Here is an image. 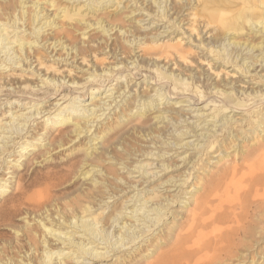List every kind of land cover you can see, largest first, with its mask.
I'll list each match as a JSON object with an SVG mask.
<instances>
[{"label": "bare ground", "instance_id": "bare-ground-1", "mask_svg": "<svg viewBox=\"0 0 264 264\" xmlns=\"http://www.w3.org/2000/svg\"><path fill=\"white\" fill-rule=\"evenodd\" d=\"M29 1L31 5H29ZM95 1L96 0H92V3L94 4ZM169 1V6L171 7L167 10V3ZM154 3H158V0H152L150 6L152 5V8L155 7V12H158L162 7L161 16L165 18L169 17L168 13L170 11H173V15L176 16L184 11H188L185 15L186 17L181 19L179 23L175 22V18L172 22H174L179 29L185 31L182 26L184 22L189 25L190 29L198 32L197 37L202 34L203 37L206 35L204 39L206 42H203L204 47L207 49L206 52L203 53L202 57H200V55L195 57L193 47L190 46L191 44L186 45L183 43V38L177 39V37H172L160 41V39L151 32L134 35L130 43L133 44L135 40H138L135 44H137L138 47L136 48L139 50L131 57H128L125 52L118 53L117 41L116 43L113 42V46H111L109 50L112 56H114V59L117 60V63L113 62L111 66L105 69L103 68L102 71L108 76L100 83L96 82V86H104L107 80H116L118 82L116 84L118 85L120 79L127 77L128 74H134L135 77L140 75L139 71H133V69H128V71L117 70L120 68L118 64L121 63L125 64L127 67L134 64L133 68L139 70L144 66L148 67L150 73L151 71L155 73L154 78L157 80L156 83L162 85L164 90L159 91L156 85L150 87L146 83L142 85L140 82V85L143 86L142 90H131L128 85L129 80H126L125 85L118 87V96L122 97V102L118 105L119 107L121 106V113L117 116V126L119 128L114 131L115 127H109L104 134L99 135L96 132L94 137L90 138V141L97 140L98 143L91 151L87 152V156H84L80 164L77 165V169L82 168L81 174L83 176L81 177V183L74 192H77L76 195L72 197L74 193L70 192L60 198L64 200V202H59V199L49 200L44 191H40L34 197H30L28 201H26V204L32 206V208H27L28 213H33L34 215L32 220H25V224L18 230L17 236L24 228V232L32 234V238L36 237L37 227L34 226V224L37 223L44 231L42 240L44 245L42 246V251L35 245L33 252H30V250L26 251L24 258L10 261L3 259L0 254V264H71V260L73 259L71 256L74 255V252L82 253L85 259H87V255L93 257L92 259H101L111 256L109 254L111 250L116 252L121 251V248L125 246L129 247L130 244L135 243L142 237V240H144L146 233L152 230L151 227L159 225L167 215V212H169V203L167 202L166 205H164L161 197L158 194H153V196L149 195L147 199H144L143 204H139V206L137 203L141 202L142 199H140V192L138 191L135 197V204L128 213L126 212L128 207H126L125 204L130 201L129 199L123 200L122 207L118 208L115 200L111 203L108 200L106 201V199L119 195V191L112 192L110 195L106 196V193L105 195L102 194L104 191L99 187V184H104L108 189L111 177H115V184L121 191H126L132 187L136 189L138 185H141L138 180L129 178V174L124 175V173L121 172V175L117 176L122 169H127L128 173H132V169H138L142 173H147L144 164H139V158L149 154L153 155L154 153H152V149L149 150V146H142L140 143H153L155 149H159L160 151L157 155L164 156L168 151L173 150L172 144H174L173 146L175 147H185V149L190 147L192 144L183 142V136L193 133L194 136L205 140L207 148L204 150V155L206 152H210L217 143V149L220 150L223 148L222 152L225 154L223 157L226 155L230 156L231 153L225 147L227 137H229L230 142L234 143L237 138L240 139L242 134L246 133V130H242L241 135L238 133L234 134V131H229V136L221 138L217 135L219 130L221 131L225 127L229 129L226 125L231 124L230 122L233 121V117L225 113L231 112V108H239L249 112L248 116H250V118L248 125H250L251 131H253L255 136H258L257 132L260 128V131L264 132V106L261 108V106L264 105V89L259 86L254 87L253 85L247 87L242 86L239 84L241 79H239V81L219 80V75L222 73L224 64H231L230 66L233 67L232 70L248 73L251 71V66L254 67L258 62L261 64L264 61V0H186L183 4H180L178 0H166V6L159 3L157 7L154 6ZM30 6L31 11H29ZM37 7L38 1L34 0H0V26L4 24L3 22L17 23V21H23L19 27H23L26 21H29L28 25L36 23L41 12L40 10L36 11ZM18 10L19 13L17 14ZM27 12L30 13V18L25 21L24 17L28 14ZM101 22L103 21H96V24H101ZM45 24L51 25V22H42L41 25L43 26ZM106 25L107 29L105 32L109 33L114 29L109 28L111 25ZM41 28V26L39 28L35 27L32 32L38 34ZM124 30V27L120 26L119 32ZM2 31H5V33L0 35V52L5 48V40L8 39L7 29H3ZM245 33L251 35L245 37ZM256 33L261 34V39L258 42L254 40L257 38ZM229 34L232 40H227ZM118 37L121 39L124 37L125 41L129 40L127 39L128 36L122 37L121 34H118ZM120 38H118V40H120ZM57 40L60 42V39H54L55 42ZM197 41L200 42L198 38ZM10 43H17V45H15V47H10L6 52V56L4 58L0 57V60H3V62L10 61L11 64L14 65L18 62L32 61L30 55H23L25 46L32 45L30 41L26 43L24 37L17 36L13 41H10ZM219 46H221V48H218ZM16 47L17 49H15ZM98 47L99 43L97 39L89 36L87 40L84 39L82 43L66 45L64 49H66L68 55L70 53L72 54L71 57L73 60L70 64L72 66L81 65L83 69L85 66H90V62L87 60V57H89L88 55H93L95 59ZM105 48L107 49L108 45L105 46ZM256 48L261 51L257 56H255L253 52ZM27 49L30 48L28 47ZM10 50H13V55L10 53ZM78 56H81L80 63L76 61ZM259 56H261V58H259ZM34 57H36V60L40 59L38 55H34ZM239 57H241L242 63H240L241 60H238ZM129 59H131V61ZM246 59H251L249 60L250 64L246 62ZM94 62H96V60H94ZM92 67L93 66L88 68L87 71H90L92 76L82 74L77 77H73L78 75H75L74 69L69 68L66 77L62 78L56 89V93H58L60 89L67 92L62 95L56 104L62 99L66 102L70 94L85 96L88 94L87 91L89 89L93 90L91 86H87V83L90 81H99L100 79H98V76L103 75L99 74V70H97L95 64L94 67L96 68L94 70H92ZM256 68L258 67H255V69ZM229 74L230 73L227 72L226 76ZM231 76L235 78L233 74H231ZM54 80L55 77H52L49 83H54ZM33 87L36 89L38 85L34 84ZM79 88H83V90L78 92L76 89ZM127 89L130 96L125 97L124 93ZM20 90L21 87L13 86L9 81L0 82L1 95L4 91H11V93L7 92V94H12L11 96L20 95L21 97L35 100L32 93L24 95ZM94 90H97V88ZM152 91H159L157 95H159L161 99H154V96H151ZM188 91H190L191 94L186 95ZM138 93L141 95V98H138ZM94 94L95 92H92V98ZM131 94H134L132 98ZM169 94L175 97L185 94V97L189 96V99L208 101L207 105L218 106L213 111V114H208L204 118L205 120L203 121H206V123L203 124V130L205 132L198 134L197 127L202 124V122H197L199 120L189 125L190 113L188 111L186 112L181 108L179 111L176 110L178 107H175V103H181L183 101H175L172 104L166 105L165 102L156 104V102L162 101V99L166 97L165 95L171 96ZM70 98L72 101V97H69V99ZM148 99L150 100L149 102ZM13 101L15 100L11 98L7 100V103L10 104L7 111H10L11 107H13ZM90 106L96 107L97 105L92 102ZM93 107L89 108L84 106L81 109L72 107L73 109L71 110L68 108L66 111H62L59 114V118L54 120L52 125L54 127H60L70 121H75L77 122V126L73 128V133H76V137L82 132L87 133L90 131L88 126L86 125L85 128L81 130L78 124L82 120L87 123L97 122L96 124H98V115L92 112L94 110ZM256 107H260V109H254ZM43 108L45 107L41 106L40 109L38 108L34 115L45 113L47 109ZM229 109L231 110L227 111ZM250 109L253 110L250 111ZM90 111L92 113L88 114L89 116L87 115L88 118L85 117L87 114L86 112ZM5 112V110L2 112L3 116ZM48 112H50V110H48ZM173 112L175 114H173ZM252 114L253 116L256 114L255 117L251 116ZM220 115H225L227 121L220 129L213 130L216 122H214L212 128H210L211 124L207 123V119L209 116L210 118H217L220 117ZM243 116L242 119L237 120L245 119L246 115ZM165 118L173 120V123H179L181 121L186 123V130H181L176 135L177 130L170 131L169 124L163 123V119ZM205 125L209 126L205 128ZM14 126V123L10 125L11 128ZM15 127L17 128V124ZM211 131L215 132L213 133ZM112 134H115V136L111 137ZM212 134H214V137L211 140ZM68 135L69 133H66L61 139L65 137L69 138ZM32 136L38 138L35 134H32ZM47 136L48 134L45 133V136L38 138V141L28 140V142L22 146L23 149L21 150V152L25 153H22L20 158L17 159L15 157L12 160L17 163L21 162L22 164L23 161H20V159L23 156L29 157L34 153V151L31 150L39 147L43 142H45L44 145H48V152H50L51 148L54 146L59 147L65 144L63 141H60V144L59 141H47V138H45ZM16 143L17 142H14V144ZM56 144L58 145L56 146ZM31 146H34V148ZM234 146L237 153L238 145L235 144ZM196 148H198V144H196ZM236 153L234 152L233 155L236 156ZM198 160L202 161L204 158H199ZM106 161H108L110 165L105 167L104 162L106 163ZM118 164L121 166H118ZM84 165L92 166L90 169L85 170L83 168ZM173 166L174 164L170 162L162 165L165 170ZM97 168L100 169L96 172L95 169ZM192 174V171L187 173V175H189L188 178H190ZM88 176H90V178H88ZM198 177H200V174ZM118 180L127 184V187L117 184ZM12 182L13 180L0 186V194L8 192ZM37 183L38 180L32 179V185ZM194 186V192L190 190L191 193L184 203L185 206L187 202L191 203L197 198V192L201 187L198 186L196 182H194ZM208 187V191L202 198L204 202H207L209 205L204 207L200 217L196 221H193L186 231L176 234V248L167 253L159 261L149 264H207L222 254L224 255L226 253L229 256H237L239 252L241 254H239L238 258H246L248 254L245 252L252 250L256 244H259L260 241L264 239V148H258L252 151L244 163L226 167L218 175L211 178ZM229 197L230 199H228ZM243 199L246 205L244 206L241 221L237 218V215H228L222 210L224 203L228 202V205L235 208L237 205H241ZM149 201H152L151 205H148ZM102 202L106 204L104 210L110 208L106 215H104V211H98L99 207L97 206L101 207ZM172 202H176V199L172 198ZM9 208V213L6 215L0 214V219L11 218L14 211H21L17 204H13L12 207ZM178 208L180 209V207ZM163 209H165V211H163ZM149 212L157 214L156 218H154L151 225L140 227L141 224H137L138 219H136V216L140 215L146 219L149 215L147 213ZM229 217L231 218L230 222L238 223V225L236 229L228 232L230 225L225 226V223H227ZM174 225L175 222L172 223L169 232H166L168 239L174 235ZM68 227H73V231L69 232ZM136 228H138L137 231H135ZM131 229L132 232L129 231ZM164 230L165 227H161L158 235L149 236L150 240H147L148 245L145 250L141 249L143 245L135 247L133 252L140 251L138 254L139 257L141 256L140 259L136 260V254H131V249H123L122 251L124 252L118 253L113 263L139 264L142 261L149 260L152 258L151 255L159 249V245L166 243L164 237L161 236ZM79 232L81 235H86L89 242H85L82 238L76 237L75 234ZM230 235L234 241L239 242L238 245H236L235 248L230 246L228 249L223 246L218 247V244H223ZM48 236H50V239ZM99 236L100 238H98ZM114 237H117V239L112 241ZM46 238L48 239L46 240ZM51 238L60 242L58 246H53L57 244H53L56 240L53 241ZM96 240L105 241L103 244L107 245L106 251L102 252L97 250V245L93 247ZM59 244L68 246L66 248L64 246H59ZM134 245L135 244H132V246ZM150 246H152L153 249L152 253L143 255L142 251L148 252ZM72 247L74 250L73 252H65V249H71ZM65 253L67 254L65 255ZM250 253L252 254V252ZM262 253L263 252L260 251L257 252L259 255ZM255 255L256 254L253 253V259ZM81 264H89V262L81 261Z\"/></svg>", "mask_w": 264, "mask_h": 264}, {"label": "rangeland", "instance_id": "rangeland-1", "mask_svg": "<svg viewBox=\"0 0 264 264\" xmlns=\"http://www.w3.org/2000/svg\"><path fill=\"white\" fill-rule=\"evenodd\" d=\"M34 1H38V7L36 8V11H41L40 17L36 23L28 25L29 21L26 20L30 18V13L27 12L28 14H26L24 17L26 23L23 27H19L23 21H17V23L3 22L4 24H1L0 26V35L5 33V31H2L3 29H7L8 32V39L5 40V48H3V50L0 52V57L4 58L6 56L7 50L10 47H15V45H17V43H10V41H13L17 36L24 37L26 43L29 41L32 43V45H26L25 49L23 50V55H30L32 57V61H23L22 63L18 62L14 65L11 64L10 61L3 62V60H0V82L9 81L11 84H13V86L21 87L20 92H23L24 95L32 93V95L35 97V100H32L21 97L20 95L11 96L12 94H7V92L11 93V91H4L2 95L0 92V186H3V184L13 180L9 191L0 194V214H8L10 211L9 207H12L13 204H17V206L21 209V211H14V214L11 216V218L0 219V254L3 259H7L9 261L13 259L24 258L26 251L30 250V252H33L35 245L39 247L40 251H42V246L44 245L42 242L44 231L37 225V223L34 224V226L37 227L36 237L32 238L33 235L29 232H24V228L17 236L18 230H20L25 224V220H32L34 215L33 213H28L27 208H32V206L30 204H26V201H28L30 197H34L38 192L44 191L49 200L59 199V202H64V200L60 199L61 197H64L70 192H75L76 188L81 183V177L83 176L81 174L82 168L77 169V165L80 164L84 156H87V152L91 151L98 143L97 140L90 141V138L94 137L96 132L99 135L104 134L105 131L109 129V127H115L114 131L119 128L117 126V116L121 113V106L119 107L118 105L122 102V97L118 96V87L125 85L126 80H129L128 85L131 90H142L143 86H141L140 83L142 85L146 83L150 87L152 85H156L159 88V91L164 90L162 85L156 83L157 80L154 78L155 73H152V71L150 73V69L148 67L144 66L139 70L133 68L134 64L130 65V67H127L125 64L121 63L118 64L120 68L117 70L128 71V69H133V71H139L140 75L135 77L134 74H128L127 77L120 79V83L118 85L116 84L118 83L116 80H107L104 86H96V82L100 83L108 76L102 71L103 68L105 69L108 66H111L113 62L117 63V60L114 59V56H112V53L109 50L110 47L113 46V42L116 43L117 41V52H125L128 57L133 56L139 50L136 48L138 47L137 44H135L138 42V40H135L133 44L130 43L134 35H138L140 33L145 34L148 32L156 35L160 41L172 37H177V39L183 38V43L186 45L191 44L190 46L193 47L195 57H198V55L202 57L203 53H205L207 50L203 45V42H206V40H204L206 35L203 37L202 34L197 37L198 32H196V30L190 29L189 25L183 22L182 26L185 31H182L174 24V22H172V20L175 18V22L179 23L181 19L186 17L185 15L188 11H184L178 16L173 15V11H170L168 13L169 17L165 18L161 16L162 7L158 12H155V7L152 8V5L150 6L152 0H96L94 4L92 3V0ZM178 1L180 4L186 2V0ZM159 3L163 6H166V0H158V3H154V6L157 7ZM29 5H31L30 1ZM169 5L170 1L167 3V10H169L171 7ZM29 11H31V6L29 7ZM18 13L19 10L17 11V14ZM46 21H50L51 25L45 24L42 26V22ZM96 21L103 22H101V24H96ZM106 24L111 25L110 27L108 26L110 29L114 28L109 33L105 32L107 29ZM40 26L42 28L38 31V34L32 32L35 27L39 28ZM120 26L124 27L125 30L119 32ZM118 34H121L122 37L128 36L127 39L129 40L125 41L124 37V39H121L118 37ZM250 35L251 34H246L245 37ZM89 36H91V38L97 39L99 43L95 59L93 55H88L89 57H87V60H89L90 66H85L83 69L81 68V65L72 66L70 64L73 60L71 57L72 54L70 53L68 55L64 47L70 44L82 43L83 40H87ZM230 37L231 35L229 34L227 40H232ZM57 38L60 39L61 43L58 40L56 42L54 41V39ZM118 38H120V40H118ZM197 38L200 40V42L197 41ZM260 39L261 34L258 33L257 38L254 40L258 42ZM107 45L108 48L106 49L105 46ZM28 47L30 49H27ZM218 48H221V46ZM15 49H17V47ZM253 52L254 55L257 56L261 51L259 49L257 50L256 48ZM10 53L13 55V50H10ZM34 55H38L40 59L36 60ZM80 57L81 56H78L76 59L78 63L81 61ZM259 58H261V56H259ZM94 60H96V62H94ZM129 60L131 61V59ZM238 60H241V57H239ZM249 60L251 59H246V62L249 63ZM242 62L243 61L241 60L240 63ZM94 64L97 66L99 74L103 76H98V79H100L99 81L96 80L87 83V86H91L93 90L89 89L87 91L88 94L85 96L70 94L69 97H72V101L71 98L69 99L68 97L66 102L64 99H62L58 104H56L62 95L67 92L60 89L59 92L56 93V89L58 88V84L62 78L66 77L69 68L74 69L75 75L78 74L73 77H77L82 74L86 76H92L90 71H87L91 66H93L92 70H94L96 68L94 67ZM230 65L231 64L223 65L224 67L222 73L219 75V80L239 81V79H241L239 84L242 86L247 87L249 85H253L254 87L259 86L264 89V61L261 64L258 62L254 67L251 66V71L248 73L232 70L233 67ZM255 67L258 68L255 69ZM227 72L230 73L228 76H226ZM231 74H233L235 78H233ZM52 77H55L54 83H49ZM34 84L38 85L36 89L33 87ZM95 88H97V90H94ZM76 90L81 92L83 88ZM159 91H152L151 96H154V99H161V97L157 95ZM92 92H95L93 98L91 97ZM187 94H191V92L188 91L186 92V95ZM124 95L125 97L130 96L128 89ZM133 95L134 94H131V98ZM165 96L166 97H164L162 101H158L156 104L159 102H165L166 105L172 104L175 101H183L181 103H175V107H178L176 110L179 111L181 108L184 111H188L190 113L189 125L194 124V122L197 120H199L197 121L198 123L202 122V124L197 127L198 134L205 132L203 130V124L206 123V121H203L205 120L204 118L208 114H213L215 108L218 107L207 105L208 101L205 102L189 99V96L185 97V94L176 97L172 95ZM10 98L15 101H13V107H11V110L7 111V109L10 107V104L7 103V100ZM138 98H141L139 93ZM149 101L150 100L148 99V102ZM92 102L96 103L97 106H90ZM41 106H44L45 108L43 109H47V111H45L43 114L41 113L39 115H34L35 111L38 108L40 109ZM84 106L89 108L93 107L94 110L92 112L98 115V124H96L97 122L87 123L83 120L79 122V128L83 130L87 125L88 129H90L89 132H82L76 137V133H73V128L77 126V122L75 121H70L64 125H61L60 127H54L52 125V122L59 118V114L62 111H66L68 108L71 110L73 109L72 107L81 109ZM263 106L264 105H262L261 108ZM231 109V112L225 113L233 117V121L230 122L231 124L226 125L227 128L229 127V129H226L225 127L223 130H219L217 135L220 136L219 138H221L224 136H229V131H234V134L238 133L241 135L242 130H246V133L242 134L240 139L237 138L234 143L230 142L229 137H227L225 147L231 153L230 156L226 155L223 157V155H225L222 152L223 148L220 150L217 149V143L215 144V147L210 150V152H206L204 155V150L207 148L205 140L194 136L193 133L183 136V142H189L192 144L190 147L185 149V147H175L173 146L174 144H172L173 150L168 151V153L164 156L157 155L160 151L159 149H155V145L153 143H140L142 146H149V150L152 149V153H154L153 155L149 154L139 158V164H144V168L147 173H142L138 169H132V173H128L127 169H122L117 176H120L121 172L124 173V175L129 174V178L132 180H138L139 184L141 185H138L136 189L135 187H132L126 191H121L120 188L115 184V177H111V181H109L110 186L108 189L104 186V184H99V187L104 191L102 194L105 195L106 193V196L110 195L112 192L119 191V195L110 199H106V201L108 200L111 203L115 200L118 208L122 207L123 200L129 199L130 201L126 202L125 204V206L128 207L126 211L128 213L135 204V197L138 191L140 192L139 197L142 199L141 202L137 203L138 205L143 204L144 199H147L149 195L153 196V194H158L161 197L164 205H166L167 202L169 203V212H167V215L159 225L151 227L152 230L146 233L144 240H142V237L135 243H132L135 244L134 246L130 244L129 247L125 246L121 248V251L117 252L111 250L109 252L111 256L101 259H92L93 257L89 255H87V259H85L82 253L74 252V255L71 256L73 257L71 264H81V261L89 262V264H115L113 263L114 260L118 256V253L124 252L122 251L123 249H131V254H133L135 247L143 245L141 249L145 250L148 245L147 240L149 239V236L158 235L161 227H165V230L162 232L161 236L164 237L166 243L159 245V249L151 255L152 258L142 261L139 264L157 262L167 253L176 248V234L186 231L190 227L191 223L200 217L204 207L209 205L207 202H204L202 197L209 189L208 184L211 178L218 175L226 167H232L235 164L239 165L244 163L246 158L249 157L250 153L255 149L264 148V132H261L260 128L257 132L258 136L253 134L250 125H248L250 118V116H248L249 112L239 108ZM231 109L227 111H230ZM254 109H260V107H256ZM4 110L6 112L3 116L2 112H4ZM48 110H50V112H48ZM252 110L253 109H250V111ZM92 112H86L87 114L85 117L88 118V114H91ZM173 114L175 113L173 112ZM243 115H246L245 119L237 120L242 119V117H244ZM255 115L253 116L252 114L251 116L255 117ZM226 119L227 117L225 115H220V117L217 118H210L209 116L207 123L211 124L210 128H212V124L216 122L213 130H217L218 128L220 129L222 126H224L227 121ZM12 123H14L15 126L17 124V128L15 126L13 127L14 129L11 128L10 125ZM163 123L169 124L170 131L177 130L176 135L181 130H186L185 126L187 125L182 121L179 123H173V120H169V118L163 119ZM208 126L209 125H205V128ZM211 132L214 133L215 131ZM45 133L48 134V136L45 137L47 138V141H59V144L60 141H63L65 144L59 147L54 146L51 148L50 152H48V145H44L45 142H43L42 145L37 148L31 146L34 148L31 150L34 151V153L29 157L23 156L20 159V161H23L22 164L21 162L17 163L16 161L12 160L15 157L17 159L20 158L22 153H25L21 152V150L23 149L22 146L25 145L28 140L38 141V138L45 136ZM66 133H69V138L65 137L64 139H61V137H64ZM32 134H35V136L38 138H34ZM213 135L214 134H212V137L210 138L211 140L214 137ZM114 136L115 134L111 135V137ZM14 142L17 143L14 144ZM196 144H198V148H196ZM235 144L238 145L237 153L235 151ZM57 145L58 144H56V146ZM234 152L237 154L236 156L233 155ZM199 158H204V160L199 161ZM169 162L173 163L174 166L167 170L163 169L162 165ZM104 164L105 167L110 165L108 161H106V163L104 162ZM91 166L92 165H84L83 168L88 170L91 168ZM118 166L121 165L118 164ZM99 169L100 168L95 169L96 172ZM190 171H192L193 174L190 178H188L189 175H187V173H190ZM199 174L200 177H198ZM88 178H90V176H88ZM32 179L38 180V183L32 185ZM194 182H196L201 188L197 192V198L194 197L195 201H192L191 203L187 202L185 206L184 203L190 196V190L194 192ZM117 184L127 187V184H125L123 181L118 180ZM76 193H74L72 197H74ZM172 198L176 199V202H172ZM228 199H230V197ZM151 204L152 201H149L148 205ZM223 205L224 206L222 210L226 214L232 216L237 215V218L241 221L243 217L244 206L246 205L244 199L241 205H237L235 208L228 205V202L224 203ZM97 207H99L98 211H104V215H106L110 210V208H106L104 210L106 204L103 202L101 203V207ZM178 207H180V209ZM163 211H165V209H163ZM147 214L149 215L146 219L140 215L136 216V219H138L137 224H141L140 227H147V225H151L154 221V218L157 216V214H153V212H149ZM230 220L231 218L229 217L227 223H225V226L230 225L228 232L236 229L238 225V223H232ZM173 222H175V225L173 226L174 235L168 239L166 232H169V228L172 227ZM68 230L69 232L73 231V227H68ZM137 230L138 228L135 229V231ZM129 231L132 232V229ZM75 236L82 238V240L85 242H89L87 236L81 235L80 232L76 233ZM48 237L50 239V236ZM52 238L51 240H56ZM98 238H100V236ZM47 239L48 238H46V240ZM116 239L117 237H114L112 238V241H115ZM104 242L105 241L102 240H96L93 247L97 245V250L104 252L106 251L107 246L106 244H103ZM55 243L57 245L53 246L56 247L60 242L56 240L53 242V244ZM238 243L239 242L234 241L230 235V237L227 238V241H225L223 244H218V247L223 246L224 248L228 249L231 246L235 248ZM59 246L63 247L64 245L59 244ZM67 246L68 245H65L64 247L67 248ZM69 251L73 252V247L71 249H65V252ZM152 251V246H150L148 252L142 251V254L147 255V253H152ZM258 251L263 253L259 255L257 254ZM139 252L140 251H136L134 253L136 254V260L140 259L141 257L138 255ZM250 252H252V254ZM245 253L248 254L246 258H238L239 254H241L240 252L237 254V256H229L225 253L224 255L222 254L221 256L214 258L207 264H264V239H262L259 244H256L252 250L246 251ZM253 253L256 254L254 259L252 257ZM66 254L67 253H65V255Z\"/></svg>", "mask_w": 264, "mask_h": 264}]
</instances>
